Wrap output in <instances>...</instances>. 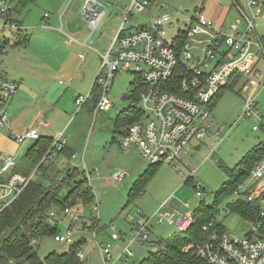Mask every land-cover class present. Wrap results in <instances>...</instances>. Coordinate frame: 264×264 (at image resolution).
<instances>
[{
  "label": "rangeland",
  "instance_id": "374dc122",
  "mask_svg": "<svg viewBox=\"0 0 264 264\" xmlns=\"http://www.w3.org/2000/svg\"><path fill=\"white\" fill-rule=\"evenodd\" d=\"M53 1L55 0H32L25 5V9L24 7L18 8L17 16L22 19L28 13L26 10L30 9L31 19H39L45 11L51 13L53 8L49 6V3ZM99 1L108 10H113L109 16L101 21L91 35V38L95 40L94 45L97 51L103 53L106 45L112 40L113 32L122 21L123 9L129 5L131 0ZM149 1V6L144 13H131L130 21L132 23H146L159 13L164 12L166 9L160 7V3H163L168 8L166 11L173 19H189L198 13L196 8L199 6L201 9L199 12L207 16L214 26H220L223 21L221 25L223 33H226L234 25L238 31L245 29V22L240 17L232 0ZM239 1L249 17L254 12L259 13L255 19V30L261 38H264V5L259 4L251 10L244 0ZM38 19L36 22H40ZM45 22L42 21L43 24ZM127 25H130V22ZM20 27L22 28V26ZM166 30V38L170 40L177 30V25ZM47 32V29H33L31 26L22 28L20 32L15 28L0 31V74L8 79L11 77V73L17 75L16 73L24 70L27 65H32L35 70L42 68L43 63L47 61V58H43L46 57V54L50 65H54L57 60L53 57L54 51L50 49L39 51L35 44V47H31L33 48L31 51L34 53L32 54L27 52L28 50L25 52L22 46L12 47L13 40L19 34L29 38V41L33 40V42L37 37L41 40L46 35H49L48 38H53V35H65L59 31L50 30ZM4 40H8V43H4ZM80 53L87 58L81 61L76 55L72 62L73 66L77 62L79 63L77 73H74L68 81L66 78L62 79L63 83L61 84L58 83V79L55 80L56 87L61 90L59 93L62 94V98L57 97L53 102V107L58 103L57 107L69 112L70 118L66 127H68L67 132L77 147L73 149L76 158L70 159L65 153H58L56 156L49 157L46 163L57 172L56 180L59 182L62 178H66L68 168H76L77 172L89 173L88 183L93 190V201L86 207L74 206L71 209V212H75L78 216L74 221L76 228L71 234L72 239L76 241L80 237H84L86 240L82 246L84 254L82 259L85 263L140 264V261L148 254L150 241L156 243L159 239L167 240L177 234L172 225L165 221H157L156 214L160 210V205L165 202L167 205L161 209V213H172L177 210L181 214H186L195 210L200 202L204 201L208 205L213 204L211 212L214 213V220L221 224L227 235L238 238L251 236L253 238L252 218H247L233 209L230 205L233 194L223 196L222 189L228 181L235 179L243 168L244 159L251 155L250 152L264 140V130L261 127L257 131L252 130L253 125L259 126L264 122V76L256 92L257 109L262 115V121H255L251 117L242 116L244 104L242 95L252 86V82H247L246 78H241L233 89L226 88L220 93L215 103L210 104L212 124L199 147L183 156V162L179 163L177 169L167 163L158 164L146 181L142 193L126 205L128 192L133 181L138 173L149 167L148 161L140 155L134 146L119 147L118 140L123 135L124 127H115L118 118L117 110L125 109L131 103L123 97L130 93L134 74L128 70L116 72L107 93L113 105L108 106L104 111L94 112V101L92 96L89 97V92L95 77L99 74L101 58L95 50H80ZM67 68L68 66H65V69ZM8 73L9 75H6ZM19 91L15 96L19 97ZM79 95L88 96L86 103L80 110L77 109L75 103L76 97ZM16 103L17 101L14 99L11 104L12 109ZM216 131H218L217 135H215ZM9 137L15 145V151L13 153L3 152L2 155L14 156L19 163L33 140L20 143L11 136ZM195 144L196 142H192L193 146ZM119 172L124 174L122 179H114L112 174ZM10 173L11 171L7 174ZM75 177H81V173ZM34 179L44 185L47 183L42 173L40 175L35 174ZM62 184L59 192L60 197L66 195L68 188L72 187V183ZM194 185H200L201 197L196 195L198 187L196 188ZM93 203H99L98 212L92 210ZM56 209L59 208L54 207V210ZM90 215L98 219L100 226L105 227L104 231L97 234L95 240L90 231L79 229L83 220L82 217L84 216V220H88ZM144 217L151 218L153 231L149 236V242L143 244L139 242L129 243L131 225ZM68 220V216L62 214L59 216L57 226L60 231L65 233L64 224ZM52 222L54 221L52 220ZM52 222H50L51 226H53ZM113 233L118 234L120 238L111 241L110 235ZM99 244H110L112 255L110 260L104 258L101 249L98 247ZM67 247L66 243L56 241L53 235H42L33 242V248L40 259L53 251L61 253ZM125 248L133 253L128 260H125V257H119ZM20 264H27V262L22 261Z\"/></svg>",
  "mask_w": 264,
  "mask_h": 264
},
{
  "label": "built area",
  "instance_id": "2783aa9c",
  "mask_svg": "<svg viewBox=\"0 0 264 264\" xmlns=\"http://www.w3.org/2000/svg\"><path fill=\"white\" fill-rule=\"evenodd\" d=\"M20 1L0 0V31L21 28L16 22ZM244 1L251 10L259 4L264 5V0ZM232 2L245 22L244 31H238L234 25L223 33L221 26H214L211 20L199 12V6L196 8L198 13L189 19H173L166 11L168 8L165 4L160 3V7L166 10L143 24L132 23L130 15L132 12L144 13L149 6V0H131L123 9L122 21L114 31L112 40L105 51L99 53L101 65L96 78L99 96L94 108V112L104 111L113 105L107 93L116 72L128 70L134 74V85L131 89L137 91L136 105L141 115L127 126L125 133L119 138L118 144L121 148L134 146L149 164L167 163L177 169L179 163L183 162V156L193 150L192 142H203L212 124V99L234 76L252 82V86L242 95V116L262 121L256 102V92L264 76V38L255 30V19L259 13L254 12L249 17L239 0ZM107 11L108 8L99 0H81L79 15L87 23L89 37L106 17ZM44 16L47 17L48 14L45 13ZM128 22L130 25H127ZM175 25L177 30L168 40L166 29ZM59 31L65 34L69 43L74 41L71 35L63 32L61 21ZM82 45L93 49L86 40ZM18 87L16 81L0 75V130H9L7 106ZM87 98L88 96L76 98L78 109L86 103ZM130 102L129 106L135 105L132 100ZM260 127L264 130V122L259 126L253 125L252 130L257 131ZM217 134L218 131L215 132ZM10 136L20 143L39 137L36 127L28 128L20 134L10 133ZM64 142L62 133L55 135L52 147L48 149L45 157L49 159L56 156ZM259 148L258 158L248 174L236 184L232 193V202H242L255 213L251 219L253 238L231 237L215 226L213 221L205 223L202 226L204 238L193 243L191 248L206 264H264V140ZM15 165L14 156H2L0 212L22 192L37 170L34 169L26 176L13 172ZM88 175L89 173H85L87 181ZM122 177L120 172L113 174L116 180ZM195 187H198L196 195L201 197L200 185ZM166 205V202L160 205L156 214L157 221L167 222L179 233L186 232L193 223V212L181 214L174 210L172 213H161ZM98 207V203L92 204L93 211L98 212ZM63 214H68L70 220L64 224L65 233H57L53 237L56 241L69 245L73 243L71 234L75 231L74 221L78 216L69 208L63 209ZM51 215L55 219L59 218L57 212H52ZM152 231L151 218H141L131 225L129 243L149 242ZM90 232L95 240L97 233L94 230ZM119 238L118 234L110 235L111 241ZM149 243V250L159 249L156 243ZM98 247L106 260L112 258L110 244H99ZM132 254L131 250L125 248L119 257L128 260ZM78 255L82 259L83 251L80 250Z\"/></svg>",
  "mask_w": 264,
  "mask_h": 264
},
{
  "label": "trees",
  "instance_id": "16d2710c",
  "mask_svg": "<svg viewBox=\"0 0 264 264\" xmlns=\"http://www.w3.org/2000/svg\"><path fill=\"white\" fill-rule=\"evenodd\" d=\"M30 2L32 0H21L17 6V10ZM16 22L19 24L17 19ZM18 31H22V28L18 29ZM19 36L14 40L13 46L24 44L26 41V37ZM4 43H8V40H4ZM133 77L135 78V76ZM96 78L97 76L89 93V97L92 96L94 101V108L99 96ZM240 79L239 76H234L222 86L218 94L212 99L211 104L215 103L223 90L226 88L233 89ZM132 85H134V79L131 82V87ZM123 98L129 101L132 100L135 103V105L121 109L118 113L115 127H124V134L127 126L135 122L141 113L136 105V89H131L130 93ZM52 141L53 139L50 137L39 136L27 148L22 161L17 163L12 169L13 172H18L26 176H29L34 169H37L35 174L38 173L40 175L42 173L47 183L45 185L40 183L34 179V175L22 192L0 212V264H20L22 261L27 262V264H86L78 255L86 242L84 237L73 241L61 253L53 251L43 259L37 256L33 248V242L42 235L54 236L62 232L57 226L58 219H55L51 215L52 212H57L59 216L61 214L68 216V214H63V209L69 208L71 211L74 206L86 207L91 204L94 198L92 187L88 183L84 171L77 172L76 168H68L66 178H62L60 182L56 180L57 172L53 170L51 165L46 163L48 159L45 157L48 149L52 147ZM259 145L250 152L251 155L244 159L243 168L235 179L225 184L222 189L224 192L223 196L232 194L236 184L248 174L260 154ZM59 153H65L68 157L72 155L70 152L65 151V146L62 147ZM148 166L133 181L128 192L126 205L142 193L146 181L158 165L149 164ZM80 173L81 177L76 178L75 176ZM62 183L65 185L72 183V187L68 188L66 195L60 197L59 192L61 191ZM230 205L244 216L254 218L255 213L246 204L232 202ZM54 207L59 209L54 210ZM212 207L213 204L208 205L204 201L200 202V205L192 211L193 223L190 228L184 233L177 232V234L167 240H157L156 244L159 249L157 251L148 250V254L140 261V264H206L196 256L191 246L193 243L204 238L205 233L202 231V226L205 223L213 221L215 226L223 230L221 224L214 220V213L211 212ZM84 216L79 225L80 230H94L97 234L105 230V227L99 225L97 218L90 215L87 218L88 220H84ZM50 222H52L53 226L50 225Z\"/></svg>",
  "mask_w": 264,
  "mask_h": 264
},
{
  "label": "crops",
  "instance_id": "0c3cea01",
  "mask_svg": "<svg viewBox=\"0 0 264 264\" xmlns=\"http://www.w3.org/2000/svg\"><path fill=\"white\" fill-rule=\"evenodd\" d=\"M80 4L81 0H55L50 2L49 6L53 9H51V13L45 11L42 17L39 19L37 18L40 22H36L37 19H31L30 9L26 10L28 13L25 14L22 19H19L17 16L19 25L22 26V28L31 26L33 29H47L48 32H50V30L59 31L61 21L63 32L71 35L74 38V41L69 43L65 35L61 36V34L53 35V38H48L47 36L49 35H46L41 40L37 37L34 42L33 40L29 41V38L26 37L24 44L14 46L13 40L12 47L22 46L25 52L28 50L27 52L32 53L31 50H33V48L31 47H35L36 45L39 51H47L50 49L54 51L53 57H55L57 61L54 65H50L46 54V57L43 58H47V61L43 63L42 68H36L35 70V67L32 65H27L24 70L17 72V75H12L11 73V77H8V79L10 78L9 80L16 81L19 87L15 94L10 98L7 106L8 116L10 119L8 125L9 130H0V151H2L0 152V162L2 160L3 152L9 151L13 153L15 151V145L11 142V138L9 137L10 133L20 134L31 127H36L38 136L41 137H50L53 139L55 135L62 133V137L65 141V151L70 152L74 155V158H76L73 149L77 147L72 141L71 135L67 132L68 127H66L70 118L69 112L61 107H57L58 103L53 107V102L57 99V97H60V99L62 98V94H60L61 90L56 87L55 80L58 79V83L61 84L63 83L62 79L66 78L68 81L74 73H77L79 63L77 62L73 66L72 62L76 58V55L77 58L81 59V61L86 60L87 56L80 53V50H95L98 55L101 53L97 51L94 45L95 40L91 38V36L89 37L87 23L80 18ZM25 7L26 6H24V9ZM112 12L113 10L109 9L106 17ZM45 13L48 14L47 17L44 16ZM61 15L62 17L60 18ZM42 21L45 22V24H43ZM222 22L220 26L223 24ZM85 40L89 45H91V47H93V49L82 45ZM107 46L108 44L105 49ZM63 50H65V52H63ZM65 66H68V68L65 69ZM6 75H9V73ZM18 91L20 92L18 94L19 97L15 96ZM14 99H16L17 103L14 105V109H12L11 104L14 102ZM33 143L34 140L32 144ZM199 144L200 143L195 144L193 146V150L195 148L197 149ZM72 155L70 159H74L72 158ZM17 163L18 162L16 161V164ZM140 173H138V175Z\"/></svg>",
  "mask_w": 264,
  "mask_h": 264
}]
</instances>
